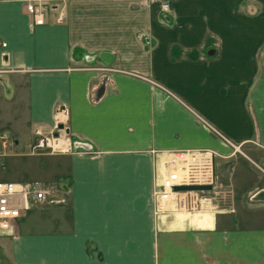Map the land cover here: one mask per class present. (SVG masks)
<instances>
[{
    "label": "crops",
    "instance_id": "crops-1",
    "mask_svg": "<svg viewBox=\"0 0 264 264\" xmlns=\"http://www.w3.org/2000/svg\"><path fill=\"white\" fill-rule=\"evenodd\" d=\"M27 1L0 0V164L65 203L0 236L12 264H264V223L152 194L183 150L214 153L219 196L264 191V0H35L65 14L43 25ZM61 123L73 153L31 151Z\"/></svg>",
    "mask_w": 264,
    "mask_h": 264
},
{
    "label": "built area",
    "instance_id": "built-area-1",
    "mask_svg": "<svg viewBox=\"0 0 264 264\" xmlns=\"http://www.w3.org/2000/svg\"><path fill=\"white\" fill-rule=\"evenodd\" d=\"M159 4L163 12L170 9V0H152ZM26 10L33 25L46 23L48 14H53L55 23L65 19L62 6L58 3L43 1H27ZM6 43L0 41V47ZM62 124V123H61ZM63 125V124H62ZM58 126V125H57ZM56 126L53 133L44 135L36 133L31 145V151L46 150L54 154H70L74 152L72 139L67 128ZM1 163V156H0ZM210 185V190H175L177 186ZM216 187L214 171V153L210 150H183L172 152L169 161L164 164L161 178L153 189L156 198V208H161L165 202H172L179 210L191 213L203 209V196L220 194ZM60 187L41 181L12 182L0 180V236L7 234L34 205H57L64 202Z\"/></svg>",
    "mask_w": 264,
    "mask_h": 264
},
{
    "label": "rangeland",
    "instance_id": "rangeland-1",
    "mask_svg": "<svg viewBox=\"0 0 264 264\" xmlns=\"http://www.w3.org/2000/svg\"><path fill=\"white\" fill-rule=\"evenodd\" d=\"M57 3V2H56ZM241 160L242 157L238 156ZM216 167V165H215ZM256 176L258 175V184L264 185V173L257 169L254 165L251 166ZM263 170L264 167L262 166ZM218 172V166L215 168ZM11 169L8 166L0 164V180H8L7 175ZM223 177L219 176V179L224 183ZM259 188V187H258ZM222 194V193H220ZM227 196H219V194L214 193L211 196H203L206 200L203 202V209H214V210H229L233 214L245 213L250 215V219L253 221L254 226H259L260 223H264V202L253 201L252 196H234L233 192L227 193ZM249 194V193H247ZM65 203V201L63 202ZM61 204V203H60ZM6 235V234H5ZM4 236V235H2ZM0 264H12V262L3 254L0 248Z\"/></svg>",
    "mask_w": 264,
    "mask_h": 264
},
{
    "label": "water",
    "instance_id": "water-1",
    "mask_svg": "<svg viewBox=\"0 0 264 264\" xmlns=\"http://www.w3.org/2000/svg\"><path fill=\"white\" fill-rule=\"evenodd\" d=\"M100 58L104 62H110L111 61V55L107 52L101 53ZM59 129L63 127L62 124H58L57 126ZM68 132V130H66ZM175 190H210V185H195V186H177L174 188ZM254 200H264V191L257 192L256 195L253 197Z\"/></svg>",
    "mask_w": 264,
    "mask_h": 264
},
{
    "label": "bare ground",
    "instance_id": "bare-ground-1",
    "mask_svg": "<svg viewBox=\"0 0 264 264\" xmlns=\"http://www.w3.org/2000/svg\"><path fill=\"white\" fill-rule=\"evenodd\" d=\"M201 191H203V190H201ZM34 206H37V205H34Z\"/></svg>",
    "mask_w": 264,
    "mask_h": 264
}]
</instances>
